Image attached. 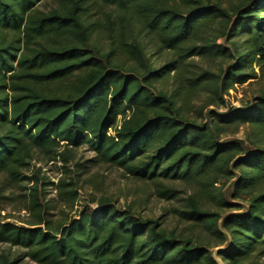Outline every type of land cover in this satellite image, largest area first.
<instances>
[{
  "label": "trees",
  "instance_id": "trees-1",
  "mask_svg": "<svg viewBox=\"0 0 264 264\" xmlns=\"http://www.w3.org/2000/svg\"><path fill=\"white\" fill-rule=\"evenodd\" d=\"M42 1L0 0V176L27 190L29 214L0 219V264H218L215 248L264 264V91L208 109L264 78V0ZM242 128L249 148L225 140ZM82 145L172 204L151 216L89 195L99 208L71 214ZM36 158L63 175H27Z\"/></svg>",
  "mask_w": 264,
  "mask_h": 264
},
{
  "label": "rangeland",
  "instance_id": "rangeland-1",
  "mask_svg": "<svg viewBox=\"0 0 264 264\" xmlns=\"http://www.w3.org/2000/svg\"><path fill=\"white\" fill-rule=\"evenodd\" d=\"M54 6V0H43L39 5V8L43 11H47ZM219 40V43H222ZM195 67H192L195 71H201V69L217 70L216 63L209 62L207 60L195 59ZM264 91V78L249 80L242 85H236V87L229 91L224 96L226 105L223 107L210 106L208 109L215 110L219 113L227 112L230 107L245 108L253 105L260 95ZM208 98L207 94H200L194 100V106L199 107L205 99ZM207 109V110H208ZM204 123L208 122V114L204 112ZM196 116V114H195ZM201 121L202 117H198ZM246 128H242L235 135H228L225 140H236L242 143L246 148ZM249 146V145H248ZM74 162L80 163L81 168L76 169L75 173L77 186L80 193V198L77 204L74 206L73 211L70 213L75 215V211L83 209H98L99 206L96 203H90L88 201L89 195L99 197L101 195H109L117 201V205L124 209L130 203H134L139 212L143 215L158 216L163 213L164 208H168L172 203L159 200L154 195V188L149 183H144L133 179L127 175L122 169L99 163L95 158V153L91 151L88 146L82 145L74 148ZM72 164V163H71ZM42 166L43 175H47L51 181L57 182L58 178L63 175L62 163L60 161H53L46 165L43 161H38L37 158L33 161L30 170L27 175L31 176L37 167ZM26 185V184H25ZM28 185V184H27ZM231 186L225 187V193L228 197ZM47 200H51L54 205L57 206L56 210H53L55 217L59 215L60 203L58 202L57 192L52 186L48 187ZM27 190H24L22 186H11L4 177L0 176V219L21 223V221L27 220L29 214L25 209V194ZM169 219H172L171 217ZM3 248H8L7 245H3ZM215 248L212 250L214 257H218V250ZM23 250L13 248V253H20ZM20 264H36L29 258L23 259Z\"/></svg>",
  "mask_w": 264,
  "mask_h": 264
},
{
  "label": "water",
  "instance_id": "water-1",
  "mask_svg": "<svg viewBox=\"0 0 264 264\" xmlns=\"http://www.w3.org/2000/svg\"><path fill=\"white\" fill-rule=\"evenodd\" d=\"M220 249H222V248H220ZM220 249H219V250H220ZM215 259H216V261L218 262V264H223L222 261H221L220 259H218L217 257H215Z\"/></svg>",
  "mask_w": 264,
  "mask_h": 264
}]
</instances>
